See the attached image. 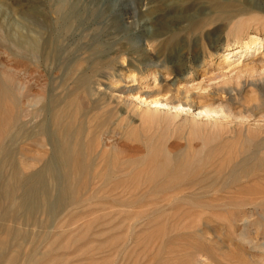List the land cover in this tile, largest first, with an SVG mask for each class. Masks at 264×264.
Here are the masks:
<instances>
[{"label": "rangeland", "instance_id": "1", "mask_svg": "<svg viewBox=\"0 0 264 264\" xmlns=\"http://www.w3.org/2000/svg\"><path fill=\"white\" fill-rule=\"evenodd\" d=\"M51 1L53 0H0V79L15 89L21 100L20 112L24 121L30 120L31 112L37 106L35 97H38L41 92H45L50 85H59V82L63 84L60 78L65 71L64 67H50V65H42L37 62L35 48L30 44L37 39L36 25L41 13L47 14L51 20L56 18V14L52 12ZM21 17L26 18L27 24L29 23L32 27L31 29L20 24ZM163 17L159 16V18L165 20ZM143 18L145 17L130 14L125 20L137 34H142L149 29ZM171 23L173 25L180 24L176 20H172ZM261 23L264 22H260L259 25L252 23L249 29L253 31L256 26L259 27V37L264 38V24ZM248 25L250 24L244 23L243 26L247 29ZM93 28H87V31H83L80 40L71 41L70 50L72 51L74 63L82 61L83 58H92V55L98 59L99 56L102 57L105 70L103 73L104 76L109 78V81H104L107 84L111 82L112 85L118 88L119 92H116L115 95L121 100L119 107H125L126 110L128 108L127 111L130 114L137 115L135 116L137 120L134 121L135 123L132 124L130 129L121 128L122 131L119 133L121 136L117 134L113 138L105 139L109 146L115 148L109 158L115 161L114 163H119L122 158L121 165L119 163L118 169L114 172L115 179L118 181L114 179V176L112 178H102V181L100 180L101 177H96V179L91 177L90 182L88 181L90 185L92 184L91 186L88 185L87 188L89 189L82 188L73 192L74 196L69 195L71 202L61 205L52 217L47 216L45 211L42 210L36 217L34 225L25 227L26 234L23 238L8 243V249L5 250V257L2 256V260L15 253L14 250H16L19 254L16 264H25L26 258L30 260V264H264V194H262V192L264 193V182L256 178L264 173L258 172L259 170L264 171V167L260 168L264 166V158H262L263 156L259 157V165L258 157L250 160L242 154L241 139L238 137L239 135L246 136L249 131H252L250 129H253V126L260 123L250 121L248 122L250 129H240L241 132L239 129L231 131L227 129L232 127L231 118L226 119L222 116L219 120L221 124L218 121L215 130L208 128L209 126H203L209 131L202 132L197 137V135L191 134L186 124L187 121L190 122V114L183 113V116H178L169 124L164 121L157 122V120L153 121L146 118L145 109L147 105L139 104V99L151 100L154 96H157L156 94H161L168 88L173 89L174 93L178 88L183 95L180 94V96H187V98L191 94H206L211 88L213 90L217 88L229 90L232 88L229 91L234 94L231 97L234 106L238 107L237 109L250 108L251 103H248L250 99L256 96L261 99L264 98V88H261V90L256 86V83H261L264 78V45L261 52L255 57H247L244 60L241 57L240 60L238 56H234L222 64L219 57L221 52H214L208 45L206 29L195 30L179 27L175 30L173 39L169 29H160L157 38H149V41L145 40L142 43L140 38L131 36L124 30L115 31L103 25L100 34L102 38L96 43L92 37ZM229 28L230 26L223 34L222 47H226V44L231 43V39L227 35ZM233 28H236V26ZM233 28L231 29L232 33L235 31ZM1 40L8 42L4 44ZM230 48L233 50L238 49H234V46ZM224 49L226 50V48L222 50L225 51ZM196 58L206 64L203 70H199L196 76L187 75L185 79L175 80L176 73L171 67L170 61H183L191 66L192 61ZM253 59L256 65L254 69H251L250 63ZM153 70L157 72L156 76L154 74L145 75ZM162 88L165 90L162 91ZM238 91L239 93H236ZM224 93L220 89L217 90L218 95L221 94L227 99L229 95L227 92ZM149 107L154 108L156 106L151 104ZM158 116L162 117L161 115ZM142 120L147 121V123ZM32 123L28 124V128L32 127ZM158 123H160L159 126ZM163 123L164 125L167 124L166 127H162ZM145 125H147V128ZM245 126H247V122ZM143 127L147 132H151V135ZM140 130L145 132L143 131L141 135V132H138ZM212 130L214 131L212 132ZM221 132L222 134H219ZM156 136L158 141L161 140V143L157 141ZM199 136L203 138L204 142ZM137 137L138 141L142 140L143 143L136 142ZM116 138H121L120 140H124V142L121 141V144H116L114 143ZM147 138L153 142L156 139L155 145L151 144L152 141L147 142ZM183 138L185 139L182 140ZM207 140H209L211 147L207 146L209 145ZM171 141L174 145L172 143L168 145ZM211 141L217 142V144L215 143L214 146ZM128 142L131 145H137L138 143L143 147L135 145L139 149L135 148L132 152L126 146ZM229 143L233 145H227ZM164 144L165 147L163 148ZM150 145L154 147L151 148ZM187 145L191 148L190 150L188 147L186 148ZM220 145H222V149ZM175 146H177V149H175ZM155 147L160 148L157 152L160 151V154H165L170 162L175 161L176 168L173 172L157 170L156 162L159 159L157 157L160 155L154 149ZM169 147L171 149H166ZM217 147L219 148L216 149ZM45 148L48 149L47 146ZM140 148L144 150L142 151ZM226 148L230 150L228 151ZM152 149L155 150V158H153L154 152ZM219 149L220 151H218ZM198 150L200 151L198 152ZM205 150L209 151V156ZM127 152L129 155L126 156ZM123 153L125 154L123 155ZM134 154H137L136 156L140 154L145 160L138 156L141 162L138 161ZM146 154L152 156L148 157ZM190 154L194 158H198L200 155L202 159L199 157V159L193 160ZM131 155L137 159H134ZM127 157L131 159V162ZM125 158L127 159L124 163ZM147 158H149V161ZM204 158L208 162L205 163ZM133 162L134 164H132ZM148 162L150 163L148 164ZM153 162L154 168L151 165ZM180 163L181 165H179ZM194 163L199 164L196 166ZM204 164L207 165V168L203 167ZM240 164L242 165L240 166ZM177 165L179 168L181 167L180 170L184 166L190 167V169H187L189 172L185 173L186 176L184 175L185 177L190 176L188 179L182 176V178H185L182 181L179 177L180 174H177L180 171ZM231 165L234 167L232 168ZM149 166L151 167L149 168ZM146 167L151 170L148 171ZM123 168L126 169L120 171ZM145 168L146 170H143ZM176 169H178L177 173ZM235 169H239L238 172ZM132 170V173L129 172ZM190 170H192L191 173ZM224 172L227 173L224 175ZM228 172L232 176L229 177ZM159 173H162L161 177ZM167 173L170 176H167ZM157 174H159L158 178L160 177L159 179L162 181L158 180ZM163 174L165 176H162ZM191 174L193 175L191 176ZM170 177L174 181L171 182ZM173 177L176 179H173ZM150 178L153 182L149 181ZM193 179L194 181H192ZM95 181L98 183H95ZM177 181L179 182L177 183ZM247 181H250V183ZM126 182L128 183L126 184ZM103 183L104 185H102ZM140 183H142V186ZM164 184L165 186H162ZM151 185L153 186L149 189ZM175 188L177 191H173ZM199 194L201 195L198 197ZM164 198L165 200L162 201ZM77 202L78 204H75ZM71 204L75 205L71 206ZM32 253L34 254L32 255Z\"/></svg>", "mask_w": 264, "mask_h": 264}, {"label": "bare ground", "instance_id": "2", "mask_svg": "<svg viewBox=\"0 0 264 264\" xmlns=\"http://www.w3.org/2000/svg\"><path fill=\"white\" fill-rule=\"evenodd\" d=\"M51 6H52L53 14H56V18L54 20H51L47 14L41 13L39 17V21L36 25L37 39L35 42H32L30 44L32 45V47L35 48L34 52L37 55V62H39L42 65H50V67H54V66L64 67L65 71L60 78L63 84H60L59 82V85L58 84L50 85V87L47 89L45 87L46 91L43 93L41 92L38 95V97L34 98L37 106L33 108L34 110L33 112H31L30 120L24 121L23 115L20 112L21 100L19 96L17 95L15 89H13L8 84H6L2 79H0V264H16V259L19 255L17 254L16 250H14L15 253L10 254V256L2 260L3 258L2 256L5 257L4 255L5 250L8 249L7 248L8 243H10L12 240L23 238L26 234L25 227L34 225L36 217L42 210L45 211V214L47 216L52 217L56 209H59L61 205L63 206V204L66 205V203L71 202V199L69 200V195H71L75 191L81 190L82 188L89 187L88 186L90 185L89 179L91 177L92 178L95 177L94 179H96V177H101L100 180L102 181L103 180L102 178H112V176H114V172L116 169H118V165L120 162H122V158L121 161H119V163H114L115 161L109 158L111 156L110 154L115 150V148L109 146V144L106 142L105 139L113 138L117 134L121 133L122 131L121 128L130 129L132 124L135 123L134 121L137 120V118L135 117L137 115L134 116L133 114H130L127 111L128 108L126 110L125 107L124 108L119 107L121 100L118 98L117 95H115L116 92H119L118 88L112 85L111 82H109L110 84H107L104 81V80L109 81V78L104 76L103 72H105V70L102 64L103 63L102 61L103 59H101L102 57L99 56L98 59L93 57L92 55V58L90 57L83 58L82 61H79L78 63H74V58L72 57V51L70 50V44L72 40L75 39L80 40L83 31H87V28L94 27L92 29L93 31L92 37L95 39L94 42L97 43L100 40V38H102L100 34L102 33L101 31L103 30V25H105L108 29L115 31L124 30L128 32L131 36L137 37L138 39L140 38L142 40V43L145 40L149 41V38H157L159 36L160 29H169L170 32L172 33V37H171L172 39L174 38V34L176 32L175 30L178 29L179 27L192 28L195 30L206 29L208 45L213 49L214 52H218V53L219 51L221 52L219 57L221 58L220 61L222 64L224 62H227L229 59H231V57L234 56H238L240 60L241 57H243V60L247 57H255L258 53L261 52V48L264 45V38L259 37V33H260L259 27L257 26L256 28L254 27L255 30L253 31H250L249 29L251 28L252 23H254V25L255 24L259 25L260 22L262 21L264 22V0H53L51 1ZM130 14L132 16L145 17L143 19L146 21V23L148 24L147 26L149 27L146 33L137 34L131 28V26L128 25V22L125 20V18ZM159 16H164L163 18H165V20H162L161 18H159ZM21 19L22 21L20 22V24H22L25 28L28 29L32 28L29 23L27 24V20L25 17H21ZM172 20H176L180 22V24L173 25L171 23ZM244 23L250 24L248 25L247 29H245V26H243ZM229 26L230 28L228 30L227 35L229 39H231V43L226 44L227 45L226 47H222L221 46L222 37L224 32H226L225 30ZM234 26H236V28H233ZM232 28L235 31L237 30V32L234 31L232 33L231 32ZM1 41L4 44H7L8 42L6 40H1ZM233 46L234 49L235 48L238 49L233 50L232 48H230ZM223 48H226L227 51L225 49H224L225 51H223L222 50ZM170 63H171V67L176 73L175 80L185 79L187 75L196 76L197 75L196 73H198L199 70H203V68L206 66V64H203V62L197 58L192 61L191 66L183 61H170ZM250 64H251L250 66L251 69H254L256 65L254 59L251 61ZM156 73L157 72L153 70L145 75L154 74L156 76ZM256 86L258 87V89L264 88V78L262 79L261 83L259 84L256 83ZM219 89L222 92L223 91L225 93L227 92V94L229 95L227 99L224 96H221L222 94L221 92L220 95L217 94V90ZM163 90L165 89L162 88V91ZM172 90L171 88H168L165 90V92L161 94H156L157 96H154L152 94L154 97L152 96L153 99L151 100H146L143 98L139 99L140 97L138 98L140 100L139 104L147 105L146 106L147 108L145 109L146 118L153 121L157 120V122L164 121L165 123L169 124L173 122V120L176 119L178 116L181 115L183 116V113L190 114L191 115L190 122L187 121L186 124L191 134L197 135V137L198 134H201L202 132L206 133L209 131V129L207 131V128H205L206 126H209L208 128L215 130L216 124L222 118V116L225 117L226 119L231 118L232 127L227 128L226 126V128L231 131L234 129L235 131L238 129L243 130L245 128L250 129V124L248 123L250 121H253V123L254 122L260 123V124L255 123L256 125L253 126L254 128L250 129L252 131H249V133H247L246 136L243 135L238 136L241 139L240 144L241 147L243 148L242 154H244L250 160L251 159L253 160L256 157H258L257 161L259 162L260 165L259 157L263 156L262 158H264V98L261 99L259 98V96H256L255 98L249 100L248 103H251L250 108L246 107L245 109H237L238 107L234 106L231 99V97L234 96V94H232V92H230L226 88H217L215 89L216 91L211 88L206 94H199V93L194 95L191 94L190 97L188 98L187 96L181 97L180 96L181 93L178 88L175 91V93L174 90L172 93L171 92ZM236 93H239V91ZM151 104H153L156 107L150 108L149 105ZM161 112H163L164 114H162ZM158 115H161L162 117H159ZM31 122H33L32 123L33 125L31 128H28V124ZM144 122L147 123V121ZM246 122H247V126H245ZM141 123L140 126L142 125ZM218 123H220V121ZM159 124L160 123H158L157 125L159 126ZM162 125H163L162 127L164 126L166 127L167 124L164 125L163 123ZM203 126L205 127L203 128ZM145 127L147 128V125H145ZM145 127H143L144 130ZM152 127L150 128L152 129ZM144 130H142V132ZM214 130H212V132ZM145 131L147 132V130ZM138 132L140 133L141 130ZM142 132L140 133L141 135ZM147 133L151 135V132L148 131ZM219 134H222V132ZM201 138L202 137H200V139ZM120 139L121 138H116L114 143L121 144L120 143L121 141L124 142V140H120ZM156 139L158 141V137ZM156 139L153 140L156 142ZM184 139L185 138H183L182 140ZM195 139L197 138L195 137ZM135 141L136 142L138 141V137L137 139H135ZM150 141L152 140H148L147 142ZM160 141L161 140H159L158 142ZM207 141L209 143V140ZM213 141L211 142L215 146V143L217 144V142L214 143ZM141 142L142 140L140 142L138 141V143L140 144ZM155 142L152 141L151 144L153 143V145H155ZM173 142L171 141L170 143H168V145L171 143L174 145ZM203 142L202 144L205 145ZM230 144L231 143L227 145L230 146ZM135 145H131L129 142L126 144L127 148L132 152L135 150V148L137 149ZM188 145L186 146V148L187 147L189 148ZM46 146L48 147V149L45 148ZM138 146L143 147L142 145L141 146L138 145ZM146 146L148 147V145ZM207 146L211 147L210 143ZM220 146L222 149V145ZM150 147L152 148L154 146L150 145ZM162 147L164 148L165 144ZM234 147L233 149H235ZM149 148L147 149V151L149 150ZM192 148L196 149L195 147ZM218 148L219 147H217L216 149ZM154 149H156L157 152V150L160 148L155 147ZM154 149H152V151L154 152L153 156L155 155ZM166 149H171V148L169 147ZM175 149H177V146H175ZM190 149L191 148H189V150ZM143 150L144 149H142V151ZM166 151L169 152L168 150ZM199 151L200 150H198V152ZM218 151H220V149ZM159 152L160 151L157 152L160 155L159 157H157L159 159L156 158L158 160L156 162L157 170L159 169L158 171L164 172L165 170L167 172L169 171L173 172L174 169L176 168L175 161L170 162L169 158L165 154H160L161 152L160 153ZM208 152L206 154H208ZM235 153L233 154V156L235 155ZM124 154L125 153H123V155ZM140 154L138 155L139 158L142 157ZM127 155H129L128 152L126 156ZM146 155H148V157L152 156V155L149 156L150 154H146ZM182 155H184V153H182ZM209 155L210 154H208V156ZM138 156L136 157L138 158ZM238 156L235 157L237 158ZM155 157L156 156H154L153 158ZM191 157L193 156L191 155ZM199 157L201 158V156L199 155L198 158L193 157L191 159L196 160L199 159ZM240 157L242 156L240 155ZM127 158L124 159V163ZM137 158L134 157V159ZM139 158L137 160L141 162ZM148 159L149 158H147V160ZM128 160H130L131 162L130 158H128ZM143 160L145 159L143 158ZM240 160L242 159L240 158ZM240 160L239 162H241ZM150 161L152 162V160ZM153 161L155 162V159ZM226 161H227V157H226ZM154 162L151 164L152 167L154 166L153 165ZM206 162H208V160L205 161V163ZM135 163H137V161H135ZM149 163L150 162H148V164ZM182 163L184 164V162ZM132 164H134V162ZM198 164L195 165L197 166ZM233 164L235 163L233 162ZM179 165H181V163ZM241 165L242 164H240V166ZM128 166H126V168H129ZM205 166L203 167L207 168V165ZM150 167L151 166H149V168ZM233 167L234 166H232V168ZM262 167L264 166H261L260 168ZM146 168L143 170H146ZM149 168L147 169L148 171L151 170V169L149 170ZM188 168L190 169V167ZM188 168L184 166L178 173H177L178 169L175 170L177 174L181 175V176L179 175V177H181L182 181L183 178L186 176L185 173L189 172L187 170ZM125 169L123 168L120 171H123ZM129 172L132 173L133 170ZM191 172L192 170H190V173ZM258 172L262 173L264 171L259 170ZM226 173L224 172V175ZM228 173H229L228 176L230 177L231 174L230 172ZM159 174L156 175L157 178ZM256 174L258 175V173ZM166 175L170 176L168 175V173ZM192 175L193 174H191V176ZM162 176L165 175L163 174ZM182 176L184 177L182 178ZM188 177L185 178L188 179ZM159 178L158 180L162 181ZM174 178L175 177H173V179ZM256 178L257 179L259 178L260 180H263L262 182H264V173L258 175ZM146 179H148V177H146ZM169 180H171V177L169 178ZM110 181L108 182L111 183ZM149 181H151V178ZM166 181L168 180L166 179ZM172 181L174 180H171V182ZM179 181H177V183ZM192 181H194V179ZM96 182L97 181H95V183ZM128 182H126V184ZM224 182L226 183V181ZM247 182L250 183V181ZM141 184L142 183H140V185ZM102 185H104V183ZM152 186L153 185H151L149 189L152 188ZM162 186H165V184ZM172 187L174 186L172 185ZM175 190L176 188L173 191ZM262 194L264 193L262 192ZM200 195L201 194H199L198 197ZM175 197H178L179 199L181 198L179 196H175ZM182 198L184 197L182 196ZM164 200L165 198L162 201ZM75 204H78V202ZM75 204H71V206H74ZM34 251L37 252L36 250ZM33 254L34 253H32V255ZM25 264H30V260L28 258H26Z\"/></svg>", "mask_w": 264, "mask_h": 264}]
</instances>
